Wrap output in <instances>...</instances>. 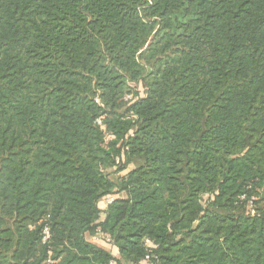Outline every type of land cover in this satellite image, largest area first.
Masks as SVG:
<instances>
[{"label": "trees", "instance_id": "obj_1", "mask_svg": "<svg viewBox=\"0 0 264 264\" xmlns=\"http://www.w3.org/2000/svg\"><path fill=\"white\" fill-rule=\"evenodd\" d=\"M148 251L264 264V0H0V264Z\"/></svg>", "mask_w": 264, "mask_h": 264}, {"label": "built area", "instance_id": "obj_2", "mask_svg": "<svg viewBox=\"0 0 264 264\" xmlns=\"http://www.w3.org/2000/svg\"><path fill=\"white\" fill-rule=\"evenodd\" d=\"M97 124L100 125V124H101V121H100V120H97ZM116 162L118 163V162H119V159H117ZM113 200H114V199H113L112 196H107V197L103 198V199L100 201V203H102V204L106 207V206L112 204ZM48 238H49V231H48V228H44V229H43V232H42V243H45V242L48 240ZM97 239H99V240H101V241H105L106 244H107L108 246L114 247L112 241H111L109 238L105 237V236H104L102 233H100L99 231H98V234H97ZM144 243H145V244H148V241L146 240ZM155 259H156V258H152V257H151V252L148 251V253L145 255V257H144L139 263H137V264H152V262H153ZM152 260H153V261H152Z\"/></svg>", "mask_w": 264, "mask_h": 264}, {"label": "crops", "instance_id": "obj_3", "mask_svg": "<svg viewBox=\"0 0 264 264\" xmlns=\"http://www.w3.org/2000/svg\"><path fill=\"white\" fill-rule=\"evenodd\" d=\"M101 205L103 207H105L102 203H101ZM89 241L92 242L94 245L106 250L107 252H109L111 254H114V255L117 254L115 248H113L111 246H108L105 241H101V240H99L97 238H89Z\"/></svg>", "mask_w": 264, "mask_h": 264}, {"label": "rangeland", "instance_id": "obj_4", "mask_svg": "<svg viewBox=\"0 0 264 264\" xmlns=\"http://www.w3.org/2000/svg\"><path fill=\"white\" fill-rule=\"evenodd\" d=\"M133 165H136V163H134ZM133 165L129 166L128 168H131Z\"/></svg>", "mask_w": 264, "mask_h": 264}]
</instances>
